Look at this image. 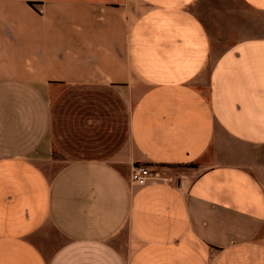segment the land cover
I'll return each instance as SVG.
<instances>
[{
    "label": "crops",
    "instance_id": "crops-1",
    "mask_svg": "<svg viewBox=\"0 0 264 264\" xmlns=\"http://www.w3.org/2000/svg\"><path fill=\"white\" fill-rule=\"evenodd\" d=\"M0 264H264V0H0Z\"/></svg>",
    "mask_w": 264,
    "mask_h": 264
},
{
    "label": "built area",
    "instance_id": "built-area-1",
    "mask_svg": "<svg viewBox=\"0 0 264 264\" xmlns=\"http://www.w3.org/2000/svg\"><path fill=\"white\" fill-rule=\"evenodd\" d=\"M160 179L163 178L159 170L150 167H134L131 173V184L139 187Z\"/></svg>",
    "mask_w": 264,
    "mask_h": 264
},
{
    "label": "rangeland",
    "instance_id": "rangeland-1",
    "mask_svg": "<svg viewBox=\"0 0 264 264\" xmlns=\"http://www.w3.org/2000/svg\"><path fill=\"white\" fill-rule=\"evenodd\" d=\"M51 162L48 164H45V171L53 177L58 171L62 170L65 168L69 163L68 161L61 155L59 154L55 149L51 151ZM146 167V166H142Z\"/></svg>",
    "mask_w": 264,
    "mask_h": 264
}]
</instances>
